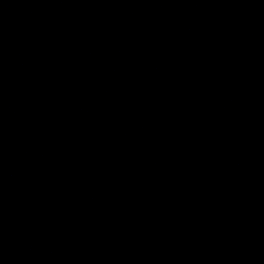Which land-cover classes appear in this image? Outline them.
Masks as SVG:
<instances>
[{
	"label": "water",
	"instance_id": "water-1",
	"mask_svg": "<svg viewBox=\"0 0 264 264\" xmlns=\"http://www.w3.org/2000/svg\"><path fill=\"white\" fill-rule=\"evenodd\" d=\"M19 264H264V0H67Z\"/></svg>",
	"mask_w": 264,
	"mask_h": 264
}]
</instances>
